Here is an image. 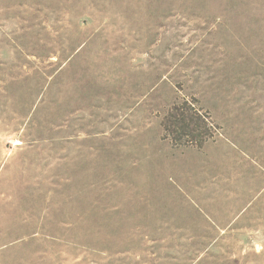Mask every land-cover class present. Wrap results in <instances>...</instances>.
I'll return each instance as SVG.
<instances>
[{"label": "rangeland", "instance_id": "obj_1", "mask_svg": "<svg viewBox=\"0 0 264 264\" xmlns=\"http://www.w3.org/2000/svg\"><path fill=\"white\" fill-rule=\"evenodd\" d=\"M0 264H264V0H0Z\"/></svg>", "mask_w": 264, "mask_h": 264}]
</instances>
